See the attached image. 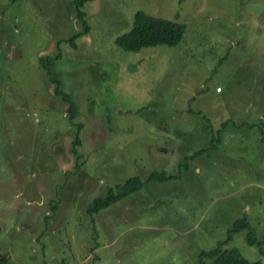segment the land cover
<instances>
[{
	"label": "rangeland",
	"instance_id": "obj_1",
	"mask_svg": "<svg viewBox=\"0 0 264 264\" xmlns=\"http://www.w3.org/2000/svg\"><path fill=\"white\" fill-rule=\"evenodd\" d=\"M78 1L0 0L5 264H198L241 218L264 249V0ZM138 12L182 41L119 49ZM227 121L180 177L88 214L109 187L177 175ZM225 248L264 262L246 231Z\"/></svg>",
	"mask_w": 264,
	"mask_h": 264
},
{
	"label": "trees",
	"instance_id": "obj_2",
	"mask_svg": "<svg viewBox=\"0 0 264 264\" xmlns=\"http://www.w3.org/2000/svg\"><path fill=\"white\" fill-rule=\"evenodd\" d=\"M13 1L17 2L18 0ZM89 1L91 0L78 1V8L81 6L84 7V5ZM77 11L78 17L83 24L84 35L88 34L89 27L86 19V13L80 9H77ZM185 29V25L178 22L154 17L144 12H138L134 17L132 29L122 36L117 37L115 44L119 49L133 53H138L143 48H152L157 46L175 47L182 41ZM82 36L83 34H77L71 40L81 38ZM72 46L75 47L76 45L73 44ZM59 56L54 57V59H59ZM58 94L61 95L60 93ZM61 96H63L65 102L70 104L69 114L70 119L73 120L77 117L76 105L70 102L67 95L62 94ZM227 124L228 121L221 124L219 136L217 137V140L214 139L212 141L211 147L199 149L195 151L193 155L185 156L183 160L179 162L177 175L172 176L166 175L165 173H152V175H150L145 182L138 177H133L128 179L123 185H116L113 188L109 187L103 197L95 198L88 206V214L94 215L100 211L108 209L118 201L139 192L144 187L145 183H164L180 177L183 171L189 170V161L192 160L193 157L201 153L211 151L212 149L219 148L218 143L221 142L222 138L220 132L226 128ZM255 128L259 129L262 134L264 133L263 124H259ZM76 143H81L79 138H77ZM75 151L77 152V150ZM242 231L247 232L248 243L251 245H257L259 247V252L264 255V249L262 248L263 241L257 238L256 231L251 227L248 220L246 218H241L234 222L231 230L228 232L227 238L219 241L218 246L209 250H201L199 252L198 264H264L261 260L250 261L237 248H225V246L233 239L234 234ZM6 259L7 257L0 253V264H5Z\"/></svg>",
	"mask_w": 264,
	"mask_h": 264
},
{
	"label": "crops",
	"instance_id": "obj_3",
	"mask_svg": "<svg viewBox=\"0 0 264 264\" xmlns=\"http://www.w3.org/2000/svg\"><path fill=\"white\" fill-rule=\"evenodd\" d=\"M106 210V209H105ZM101 212V211H100ZM98 214V213H97Z\"/></svg>",
	"mask_w": 264,
	"mask_h": 264
}]
</instances>
